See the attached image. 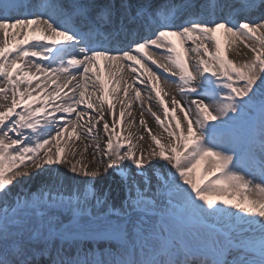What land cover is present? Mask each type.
Returning a JSON list of instances; mask_svg holds the SVG:
<instances>
[{
    "label": "snow or ice",
    "instance_id": "obj_1",
    "mask_svg": "<svg viewBox=\"0 0 264 264\" xmlns=\"http://www.w3.org/2000/svg\"><path fill=\"white\" fill-rule=\"evenodd\" d=\"M0 264H264V0H0Z\"/></svg>",
    "mask_w": 264,
    "mask_h": 264
},
{
    "label": "bare ground",
    "instance_id": "obj_2",
    "mask_svg": "<svg viewBox=\"0 0 264 264\" xmlns=\"http://www.w3.org/2000/svg\"><path fill=\"white\" fill-rule=\"evenodd\" d=\"M40 0H25L26 3L31 4H38ZM37 35L39 33H36ZM171 39L176 43V47L178 48V50H180L181 52H183V47L181 46V42H180V38L179 37H171ZM221 39L222 42L224 41V37L221 35ZM104 65H105V61L101 58L100 60V71L102 76L104 77V79L107 81V73L105 72L104 69ZM119 107V106H117ZM134 111L137 113V120H138V108L134 105L133 106ZM148 119V123L149 126L152 125L153 127V131L156 130V125L154 124L153 120L150 117H146ZM120 126L118 125V130H119ZM86 156L88 157L89 160H91V156H92V150L89 149L88 152L86 153ZM113 174H109L108 176H101L99 178H97L96 181V186L98 188H104L105 190H111L112 194L114 196H117L116 194L119 192V188H118V182L120 180L119 176L115 174V178H112L111 175ZM48 174H45V176H47ZM37 180H39V177L37 178Z\"/></svg>",
    "mask_w": 264,
    "mask_h": 264
},
{
    "label": "rangeland",
    "instance_id": "obj_3",
    "mask_svg": "<svg viewBox=\"0 0 264 264\" xmlns=\"http://www.w3.org/2000/svg\"><path fill=\"white\" fill-rule=\"evenodd\" d=\"M151 127H152V125H151ZM153 128V127H152ZM110 174H113V173H110ZM106 177V176H105ZM111 177L112 178H115V174L114 175H111ZM120 178V177H119ZM257 182H259V181H257ZM103 188V187H102ZM117 196L119 195V192L116 194Z\"/></svg>",
    "mask_w": 264,
    "mask_h": 264
}]
</instances>
